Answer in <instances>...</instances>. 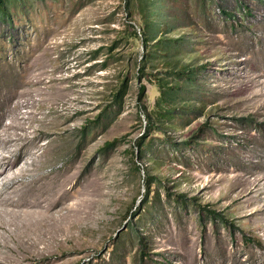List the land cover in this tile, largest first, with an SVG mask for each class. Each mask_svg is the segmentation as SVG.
<instances>
[{
  "label": "rangeland",
  "instance_id": "1",
  "mask_svg": "<svg viewBox=\"0 0 264 264\" xmlns=\"http://www.w3.org/2000/svg\"><path fill=\"white\" fill-rule=\"evenodd\" d=\"M150 1L8 3L0 136L30 117L19 165L41 168L18 180L63 203L62 228L33 241L0 217L1 264H264V0ZM161 78L179 87L165 123ZM125 80L105 126L97 116ZM19 145L0 140V154Z\"/></svg>",
  "mask_w": 264,
  "mask_h": 264
},
{
  "label": "bare ground",
  "instance_id": "2",
  "mask_svg": "<svg viewBox=\"0 0 264 264\" xmlns=\"http://www.w3.org/2000/svg\"><path fill=\"white\" fill-rule=\"evenodd\" d=\"M29 118L26 115L15 114L13 120L6 126V133L0 136V140L6 141L10 149L19 143L21 144L19 148L12 150L16 152L15 159H13L15 155L0 154V177L4 178L3 187H7L6 195L0 197V217H7V225L11 229L14 227L18 231V237L26 241L32 240L34 235L39 232L54 233L55 230L52 229L58 230L62 228L61 220L59 219L61 210L58 207L63 203L61 199H56L55 194H50L49 190L39 188L33 182L23 183L18 180L20 174L34 172L41 168L38 163H34L32 167L19 165L20 160L25 159L27 155V151L22 150L24 147L22 142L28 138V134L26 132L19 135L17 130L25 129L26 125L30 124ZM37 179L39 177H36ZM3 227L4 222L1 223L0 221V228ZM6 259V257L0 259V264Z\"/></svg>",
  "mask_w": 264,
  "mask_h": 264
},
{
  "label": "trees",
  "instance_id": "3",
  "mask_svg": "<svg viewBox=\"0 0 264 264\" xmlns=\"http://www.w3.org/2000/svg\"><path fill=\"white\" fill-rule=\"evenodd\" d=\"M9 2H10V0H0V18L3 19V20H9L8 18L11 17L10 7L8 6ZM157 3H158V0H151L150 1V5L154 7V11H155V7L157 6ZM149 12L151 13V10ZM139 26H140L141 30L145 32L144 33V35H145L144 42L147 43L148 42L147 31L150 28L153 29V27H154L153 23H152V21H149L148 19H146V20L143 21L142 24L140 23ZM130 37L134 38V39H138L139 35L137 33V30H133V32L130 35ZM148 58L149 57H148V54H147L146 60H144V61L147 62ZM144 66H145V64H143L142 67H140L139 75L144 74V70H145ZM185 73L186 72L184 70H179V71L172 72V74H174V76H176L177 78L183 76V74H185ZM163 80H164L163 78L160 79L161 83L159 84V88L161 89V94L159 95V97L157 99L156 106H157V109L159 110V115L163 117V119H160V121H163L165 123V121H169V120L172 119L171 116H174L173 115L174 114L173 110H175V109H172V107L170 106L171 105L170 100L174 99L176 91L179 89V87L178 86L169 87V86H167V83L163 82ZM126 87H127V81L125 80L124 82L121 83L119 90L114 94L113 102L109 103V105H107L99 113V115L97 116V118H98L97 120L102 119L103 117L104 118L106 117L108 119L110 118L105 126L110 124L111 121L120 114L121 109H122V105H123L122 98H123V94H124V92L126 90ZM110 107H115V108H112L109 111ZM107 111H108V113H110V112L111 113L107 114ZM150 128H151V125H150ZM116 142H117L116 139L113 140V141L108 142L105 145V147L103 148V150L112 149ZM151 144H152V139H149V140L146 141V140H142V138H141V140L138 142V145L140 147L139 150H140L141 154L144 151H146V149H148ZM139 165H137V167H136L137 170H140ZM153 179L154 178L151 175H148L145 178L146 184H147L148 187H150V186H152L154 184L155 181H152ZM210 213L213 216L217 215L216 211L210 210ZM247 240H248V238H246V242H248ZM249 240L256 241L257 245L261 246V242L259 240L251 239V238ZM140 241H142V238L140 239Z\"/></svg>",
  "mask_w": 264,
  "mask_h": 264
}]
</instances>
